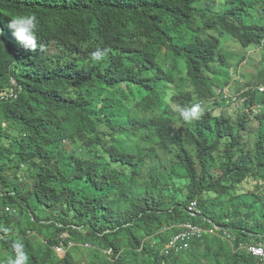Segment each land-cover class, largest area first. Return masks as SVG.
Wrapping results in <instances>:
<instances>
[{"label": "trees", "instance_id": "16d2710c", "mask_svg": "<svg viewBox=\"0 0 264 264\" xmlns=\"http://www.w3.org/2000/svg\"><path fill=\"white\" fill-rule=\"evenodd\" d=\"M3 9L34 13L40 44L29 52L0 38V90L12 76L22 88L19 98L0 100V264L15 259L18 240L27 264H261L239 248L264 242L254 211L264 201V0ZM228 39L242 47L234 63ZM161 46L173 55L161 57ZM97 48L107 50L100 62L91 59ZM229 86L247 101L225 98L219 91ZM193 104L200 119L179 128L174 106ZM157 160L177 162L183 176L154 175ZM142 166L150 168L144 181ZM252 183L262 196L238 193ZM187 222L221 230L163 254ZM57 245L68 248L65 257Z\"/></svg>", "mask_w": 264, "mask_h": 264}, {"label": "clouds", "instance_id": "9594fccd", "mask_svg": "<svg viewBox=\"0 0 264 264\" xmlns=\"http://www.w3.org/2000/svg\"><path fill=\"white\" fill-rule=\"evenodd\" d=\"M59 0H0V38H2L3 42L9 46L12 43H15L19 49L24 48L29 52H34L38 48L40 42L37 36L38 32V18L31 11L23 12V14H15L13 17H10L5 10L4 6H21V8H34L46 5H54ZM0 45H3L0 42ZM107 50L97 48L94 52L91 53V59L94 62H100L105 58ZM0 58V64H1ZM247 62L243 63L241 67L246 65ZM240 67V68H241ZM234 69L235 72V68ZM232 72V71H231ZM232 72V73H234ZM11 85L0 90V100L4 101H13L19 98V95L22 91L20 83L16 80L14 76L11 77ZM231 89V86H229ZM244 93V91L242 92ZM173 92H168L166 96V100L170 101ZM175 110L179 113L180 117L186 121L191 122L194 120H199L202 115V109L199 104H193L191 106H180L175 105ZM260 107L258 109V112ZM257 112V113H258ZM2 126L8 127V122L3 121ZM22 167L26 170V165H22ZM9 211H16L12 207H6ZM8 231V229H5ZM67 233V232H66ZM29 234L31 236L40 235L38 232L30 231ZM64 235V234H63ZM62 235V236H63ZM68 236V235H67ZM74 245L73 243L70 246ZM13 248L16 252L15 259L9 261V264H27L28 262V254L24 251V244L19 240L13 244ZM59 248L62 250L59 251ZM55 250L60 257H65L68 251V248L64 245L55 246ZM111 253V252H109Z\"/></svg>", "mask_w": 264, "mask_h": 264}, {"label": "rangeland", "instance_id": "374dc122", "mask_svg": "<svg viewBox=\"0 0 264 264\" xmlns=\"http://www.w3.org/2000/svg\"><path fill=\"white\" fill-rule=\"evenodd\" d=\"M257 10H260V9H257ZM174 39H177L178 37H173ZM226 46H227V52L231 53V54H235V57L230 59V60H233L232 62L234 63L235 61H237V58H238V54L242 53V47L235 43L234 41L228 39L226 40ZM166 47L164 46H161L160 49H159V55H161V57H163L164 59H168L169 56L173 55L171 53L170 50H166L165 49ZM255 52V51H254ZM165 67L166 69H169L171 70V65L170 64H165ZM242 68V67H241ZM241 68H240V71H241ZM248 71V69L246 70ZM252 71V70H251ZM234 78H236L237 76L236 75H232ZM179 76L177 75L176 77V83L178 84L179 82ZM184 87H185V90L189 91L191 90V86L188 83H183ZM234 109V108H233ZM161 110H151L149 111V115H152V114H155V113H159ZM177 126L181 129H187V128H190V127H193V121L191 122H186L184 121L182 118L179 119L177 121ZM257 129V126L254 125L252 127V130H256ZM255 134L251 136V140L252 142H254L255 140ZM254 145V144H253ZM152 165H155V169H154V172L153 174L154 175H158L159 173H163L164 175H166V177L169 178V174H170V177H171V173H174L175 176H183V171L180 169V167L178 166L177 162H169L166 164V167L163 166L158 160L156 161V164L154 163H151ZM142 169V177H141V181H144L146 180V174L149 172L148 170L150 168L146 167V166H142L141 167ZM254 184L256 185V182H254ZM253 183L252 184H247V185H243L241 188H239V194H246V193H249V194H257V196H262V192L260 190H258L256 188V186L254 185ZM185 187H186V184H183L181 186V190L183 192H185ZM169 194L172 195V192L171 190L168 191ZM227 198L228 197H223L221 199L218 200V202H221V203H224L225 205H222V208L223 209H226V210H229V204H226L227 203ZM208 199H213V197H209ZM246 201L248 202V204H252L255 202V199L254 198H247ZM254 211L256 213L255 215V218L258 219V218H261V223L264 222V201H258L255 203V208H254ZM68 233H64V235L62 237H67ZM205 263V261H204Z\"/></svg>", "mask_w": 264, "mask_h": 264}, {"label": "built area", "instance_id": "2783aa9c", "mask_svg": "<svg viewBox=\"0 0 264 264\" xmlns=\"http://www.w3.org/2000/svg\"><path fill=\"white\" fill-rule=\"evenodd\" d=\"M234 72V69H232ZM261 92H264V86L259 87ZM220 93H224L225 98L231 99L232 103L238 104L239 98L243 93H234L229 87L225 88L223 91H219ZM247 101L246 97L241 98L240 103L243 104ZM240 105V104H239ZM259 107L255 106L254 111L257 113ZM257 183V182H256ZM263 184V182H261ZM198 202H192L189 207V212L192 215H196ZM180 230L179 232L166 244L163 254L171 255L172 253H181L183 251H187L191 248L192 243L202 238L204 235H217L219 236L220 228L215 226L213 229H207L201 225H197L191 222H187L185 224L177 226ZM225 238L231 239L229 232H225ZM239 249L246 251L251 256L259 259L261 264H264V242H255L251 244H246L241 246ZM62 249L59 248V251Z\"/></svg>", "mask_w": 264, "mask_h": 264}]
</instances>
